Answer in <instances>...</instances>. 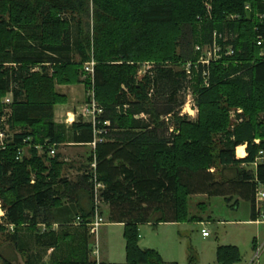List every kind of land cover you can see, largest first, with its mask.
I'll use <instances>...</instances> for the list:
<instances>
[{"label":"trees","instance_id":"1","mask_svg":"<svg viewBox=\"0 0 264 264\" xmlns=\"http://www.w3.org/2000/svg\"><path fill=\"white\" fill-rule=\"evenodd\" d=\"M215 43L220 58L198 64L203 48ZM91 61L93 76L83 69ZM144 61L155 62L154 69L137 81L133 63ZM190 81L199 117L177 118L174 130L167 119L184 106ZM75 84L87 93L95 88L102 108L96 124L55 123V107L66 102L56 86ZM8 94L13 99L3 104ZM4 116L14 134L0 148V232L19 254L33 256L35 245V256L40 247L54 248V264H98L88 225L102 184L109 222L125 225L127 263L166 264L158 252L141 249L139 227L194 219L192 196L242 200L251 205L252 221L260 218L264 0H0L1 127ZM70 143L96 144L75 181L63 175L56 151ZM241 146L247 147L243 159L237 158ZM68 205L75 215L60 232L52 230ZM7 255L0 247V264H13ZM237 255L236 247L220 248L218 261L232 264Z\"/></svg>","mask_w":264,"mask_h":264},{"label":"rangeland","instance_id":"2","mask_svg":"<svg viewBox=\"0 0 264 264\" xmlns=\"http://www.w3.org/2000/svg\"><path fill=\"white\" fill-rule=\"evenodd\" d=\"M155 34L151 32L149 37ZM208 49V46L203 48L202 56L205 55ZM133 65H137L136 80L141 81L149 69H151L149 71H153L155 62L144 61L133 63ZM85 74L86 77H88L87 73ZM195 84V81H190L189 88L185 95V106L177 112V115L169 117L174 130L177 129L175 126V124H177V118L187 119L192 122L198 120L199 107L197 104ZM7 99L12 100V94H8L3 99V104L6 103ZM92 100L101 107L97 101L95 88L93 86H91L88 91L87 102L90 103ZM239 113H242V110H237V113L236 111L231 112L233 123H235ZM7 126L8 127L2 126V128H7L12 136L14 133L11 132L9 125ZM58 147L61 149L79 146L60 145ZM25 153L28 154L27 149ZM49 156L53 157V155L50 154ZM247 169L254 170L255 166H248ZM67 170L66 168V171ZM66 171L65 173H67ZM213 171L218 176L220 169L216 167ZM235 202L236 199L232 202H228L222 197L192 196L189 201V218L196 217L201 218V220L195 218L171 225H143L139 227V246L158 252L166 264H223L218 261V252L220 248L231 246L236 247L238 251V260H233L232 264H264V229L262 225L249 223V221L252 220L251 205L249 203L242 200L238 203ZM104 219L105 223L109 221L107 213ZM201 221H204L203 225L200 224ZM203 228L209 232L208 238L203 237ZM6 235V233L0 232L1 248L7 244ZM124 235L125 228L104 224L98 234V260L93 254L92 258L96 260L98 264H128ZM95 244V238L91 237L90 249L93 251L96 250ZM260 247H262L260 256L258 259H255L256 253Z\"/></svg>","mask_w":264,"mask_h":264},{"label":"crops","instance_id":"3","mask_svg":"<svg viewBox=\"0 0 264 264\" xmlns=\"http://www.w3.org/2000/svg\"><path fill=\"white\" fill-rule=\"evenodd\" d=\"M56 91L60 95H63L66 97V102L63 104L57 105L55 107V123L58 125H65L66 127H70L72 124L77 122L79 119H84L82 117V111H83L85 105L87 104V96H88L86 86L84 84L57 85ZM84 121H87V120L84 119ZM63 145H74V144L70 143V144H63ZM74 146H79V147H71V148L65 147V148H61V149L58 148L56 150L57 153H60V155H61V161H63L65 163L63 175L66 176L70 181L76 180V178L80 174V172H79L80 168H82V166H84L88 163V159H89V157L93 151V147H91L90 145H88V146L74 145ZM241 147H243L245 149L246 155L244 157H240L238 155L237 158H239V159L246 158L248 155L247 154V147L246 146H241ZM239 148L237 149V154H238ZM254 166L256 169V165H254ZM66 168L68 169L67 171H66ZM65 171L67 173H65ZM201 197H208V196L201 195ZM68 206L71 209H70V211H67V216L64 219L57 220L56 221L57 223H55L53 225L52 230H54L56 232H60L61 230L64 229V227L62 226L64 221H66L67 218L72 217V215H75V211H76L75 206L74 205H68ZM103 210L105 211V215L107 213V217H108L109 207L107 205H104ZM195 218L196 217H194V219ZM72 219L74 221L75 218H72ZM196 219L201 220V218H196ZM249 223L260 225L258 223V220L257 221L251 220V221H249ZM104 224H109L110 226L111 225L112 226L113 225L114 226H120L122 228H125L124 224L111 223L109 221L107 223H105V219H104ZM160 224L171 225V224H177V223H160ZM200 224L203 225L204 221H201ZM145 225L151 226L149 224H145ZM39 226H40L39 229L41 231H45V229H46L45 225H39ZM77 226L78 225L74 224V222L71 225V227H73V228L77 227ZM102 226H101V228H102ZM141 226H143V225H140V227ZM203 229H205V228H203ZM99 233H100V231H99ZM202 235H203V233H202ZM95 241H96V238H95ZM2 249H4V252H8L7 257L11 260V262L13 264H54L57 261V256L56 257L53 256L54 248H50L48 250H45V249L40 247V251H41L40 254L38 256H35V254H37L38 247H35V245H34L32 248L34 255L30 256L27 252H25L24 254H19L14 249L13 245L9 241H7V244L5 246H3ZM141 249H145V248H141ZM256 249H257V247H256ZM91 259L93 260V258H91ZM167 264H171V263H167Z\"/></svg>","mask_w":264,"mask_h":264},{"label":"built area","instance_id":"4","mask_svg":"<svg viewBox=\"0 0 264 264\" xmlns=\"http://www.w3.org/2000/svg\"><path fill=\"white\" fill-rule=\"evenodd\" d=\"M206 8H207L208 12L210 13L211 12V6L209 4H207ZM259 45L260 46L263 45V41H260ZM196 49H197V51L200 50L199 47H197ZM221 51H222V48L218 44L215 43L213 45V47L209 48L205 52V55H203L200 58L198 64L209 66L210 62L212 60L220 58V52ZM232 53L233 52L230 49L228 54H232ZM94 66H95V63L93 61L87 63L85 65V68H84L85 72H87V73L91 74V76H93V74H94ZM38 69L39 68H35L34 71H38ZM192 69H193V64L192 63H188L185 66V70L187 72V75L190 78L192 76ZM149 70H151V69H149ZM149 70H148V72H146V74L151 72ZM205 75H207V73H205ZM10 103H11V100L7 99L6 100V104H10ZM7 112H9V111H7ZM101 114H102V108L99 107L95 103L94 100H92V102H90V103L87 102V104L85 105V107H84V109L82 111V117L85 120L89 121V122H93L94 124H96L97 118ZM5 120H6L5 116L2 117L1 118V123L5 124V122H6ZM167 120H169V118ZM4 126L8 127L7 124H5ZM11 138H12V136L10 135L9 130L7 128L4 129V128H2L0 126V148H5ZM92 146L95 147L96 144L94 143ZM55 154H56L55 149H52L51 150V155H55ZM260 155L261 156H260V159L258 161H264V153L261 152ZM95 166L96 165L94 164L93 167L95 168ZM103 188H104V186L102 184H97V186H96L95 208H94L95 209V215H94L93 221L88 225L91 235L94 236V238H96V244H95V249L96 250L94 251V256L97 257V260H98V246H99V244H98V234H99L101 226L104 224V218L101 215V211H102L103 205H102L101 199L99 197V195H100L99 192ZM256 200H257V209H258V211L260 213V218L258 219V223L260 225H262V227L264 229V187L263 186L259 187V189L257 191ZM0 211H1L0 224H3L4 223V218H5V211L2 209L1 202H0ZM78 221H80V220H78ZM9 231L13 232L14 231V227L13 226H9ZM202 233H203L204 237H208L209 236V232L206 231L205 229H203ZM261 250H262V247H260V249L256 253L255 259L259 258Z\"/></svg>","mask_w":264,"mask_h":264},{"label":"bare ground","instance_id":"5","mask_svg":"<svg viewBox=\"0 0 264 264\" xmlns=\"http://www.w3.org/2000/svg\"><path fill=\"white\" fill-rule=\"evenodd\" d=\"M238 155L240 157H244L246 155L245 153V149L243 147H240L239 150H238Z\"/></svg>","mask_w":264,"mask_h":264}]
</instances>
